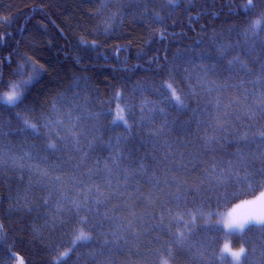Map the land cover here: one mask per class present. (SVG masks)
<instances>
[{
    "label": "trees",
    "instance_id": "1",
    "mask_svg": "<svg viewBox=\"0 0 264 264\" xmlns=\"http://www.w3.org/2000/svg\"><path fill=\"white\" fill-rule=\"evenodd\" d=\"M243 3L0 0V96L24 94L0 99V264H230L225 242L264 264V0Z\"/></svg>",
    "mask_w": 264,
    "mask_h": 264
},
{
    "label": "snow or ice",
    "instance_id": "2",
    "mask_svg": "<svg viewBox=\"0 0 264 264\" xmlns=\"http://www.w3.org/2000/svg\"><path fill=\"white\" fill-rule=\"evenodd\" d=\"M176 2L178 3L179 0H176ZM253 4H254V0H244L243 6L239 9V11L246 13L252 8ZM259 25H260V20L259 18H257L252 24V29L254 32L259 29ZM92 46L95 47V45H92ZM37 76L38 74L34 71L33 76L30 78V80L26 82L24 85H22L21 87H25V88L30 87L32 83L37 79ZM2 85H3V81L2 79H0V86ZM166 87L172 88V84L168 83ZM12 88H13L12 93L7 96V102L10 108H15L19 106V104L24 100V94L19 91L18 86L12 85ZM175 98L179 100L178 95L175 96ZM29 126L34 127V125H29ZM261 196H264V193H262ZM251 219L255 221V224L258 228H264V215H254L251 217ZM231 226H232L231 224H227V223L225 224L226 228H231ZM239 228L241 231H243L244 225L241 224ZM3 231H4L3 225H0V244L3 243V239H4ZM82 237H84V233L81 232L77 236V239H80ZM69 254H70L69 252L62 253L59 259L53 262V264H64V261L67 259ZM245 254H246L245 246L242 245L238 249L233 248L230 242H225L222 246V249H220L221 260H227L230 262V264H243V257L245 256ZM9 258L15 260L16 264H25L24 259L18 254L10 252ZM161 264H168V259L164 258L161 261Z\"/></svg>",
    "mask_w": 264,
    "mask_h": 264
},
{
    "label": "rangeland",
    "instance_id": "3",
    "mask_svg": "<svg viewBox=\"0 0 264 264\" xmlns=\"http://www.w3.org/2000/svg\"><path fill=\"white\" fill-rule=\"evenodd\" d=\"M12 92H9V93H7L6 95H3V93L1 94V96H0V99L1 100H5V101H7V96L9 95V94H11ZM2 95H3V97H2ZM234 210V209H233ZM242 224V222H239V225H241ZM239 225H237V227L239 226ZM168 264H171L169 261H168Z\"/></svg>",
    "mask_w": 264,
    "mask_h": 264
}]
</instances>
